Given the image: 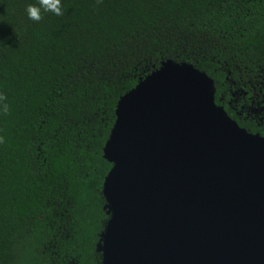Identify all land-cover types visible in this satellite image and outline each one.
I'll return each mask as SVG.
<instances>
[{"label": "trees", "instance_id": "16d2710c", "mask_svg": "<svg viewBox=\"0 0 264 264\" xmlns=\"http://www.w3.org/2000/svg\"><path fill=\"white\" fill-rule=\"evenodd\" d=\"M29 4L0 0V264H102L120 98L187 61L237 118L232 91L264 82V0H61L39 22Z\"/></svg>", "mask_w": 264, "mask_h": 264}, {"label": "water", "instance_id": "95a60500", "mask_svg": "<svg viewBox=\"0 0 264 264\" xmlns=\"http://www.w3.org/2000/svg\"><path fill=\"white\" fill-rule=\"evenodd\" d=\"M215 92L205 70L167 59L120 98L102 264H264V135Z\"/></svg>", "mask_w": 264, "mask_h": 264}, {"label": "flooded vegetation", "instance_id": "af4514ba", "mask_svg": "<svg viewBox=\"0 0 264 264\" xmlns=\"http://www.w3.org/2000/svg\"><path fill=\"white\" fill-rule=\"evenodd\" d=\"M235 86L237 87V84H235ZM231 97L232 98L229 99L228 102L230 106L233 107L238 117L234 118L229 113L228 114L238 123L239 121L243 123L246 122L248 127L254 128L250 129L239 123L248 131L264 135L260 131V129L264 130V82L262 84L253 82L248 88L239 86L236 90L232 91ZM237 119H239V121Z\"/></svg>", "mask_w": 264, "mask_h": 264}, {"label": "clouds", "instance_id": "9594fccd", "mask_svg": "<svg viewBox=\"0 0 264 264\" xmlns=\"http://www.w3.org/2000/svg\"><path fill=\"white\" fill-rule=\"evenodd\" d=\"M100 2L101 0H98V3ZM62 7L61 0H38V5L29 4L26 6L25 11L30 20L39 22L43 18L41 10H43V12H51L57 16H62ZM6 101L7 96L3 93H0V113L4 115L10 113V106ZM4 142V138L0 137V143Z\"/></svg>", "mask_w": 264, "mask_h": 264}]
</instances>
